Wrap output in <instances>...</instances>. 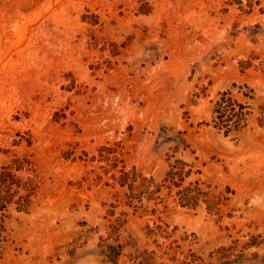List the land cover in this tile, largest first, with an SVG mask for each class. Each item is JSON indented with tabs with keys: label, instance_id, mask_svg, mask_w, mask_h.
Listing matches in <instances>:
<instances>
[{
	"label": "rangeland",
	"instance_id": "obj_1",
	"mask_svg": "<svg viewBox=\"0 0 264 264\" xmlns=\"http://www.w3.org/2000/svg\"><path fill=\"white\" fill-rule=\"evenodd\" d=\"M8 165L0 264H264V0H0Z\"/></svg>",
	"mask_w": 264,
	"mask_h": 264
},
{
	"label": "trees",
	"instance_id": "obj_2",
	"mask_svg": "<svg viewBox=\"0 0 264 264\" xmlns=\"http://www.w3.org/2000/svg\"><path fill=\"white\" fill-rule=\"evenodd\" d=\"M237 107V108H236ZM244 107L237 103L229 96V92L225 91L219 94V98L215 101L213 112L216 113V119H214V126L218 129L225 128V132L228 133L232 128L238 130L243 125V112ZM236 117V120L233 119ZM11 166H2L0 171V211L3 213L8 210V206L12 203L16 204L17 211H27L30 205V196L34 190V183L32 180L26 181L23 185L14 179V174L10 171ZM128 178V173H123L121 180L124 183ZM16 185V189L13 186ZM22 187L26 193L18 195L16 199L14 196L18 194V189ZM194 190L187 191L188 193L183 196V200L190 202L196 199L195 195H191ZM3 225L0 224V242L3 240Z\"/></svg>",
	"mask_w": 264,
	"mask_h": 264
}]
</instances>
